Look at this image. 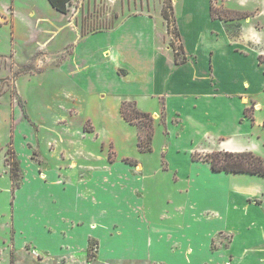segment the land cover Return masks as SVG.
<instances>
[{"label": "crops", "instance_id": "obj_1", "mask_svg": "<svg viewBox=\"0 0 264 264\" xmlns=\"http://www.w3.org/2000/svg\"><path fill=\"white\" fill-rule=\"evenodd\" d=\"M176 2L173 0V11L185 55L183 61H174V53L166 42V23L160 40L163 46L157 44L160 34L153 28L154 16L148 12L127 15L124 20L137 17L143 21L128 22L127 31L119 33L114 48L106 47L110 51L103 53L112 65L113 76L120 80L109 87L118 93L120 101L133 100L139 109L154 117L163 114V130L157 123L158 126L154 125L153 148L149 152L156 149L158 139L163 144V158L167 161L166 167L160 164L159 167L169 172L173 181L184 182L178 186L176 205L182 220L169 223L166 214L149 217L139 208L141 204L121 199L119 189L132 184L128 182V171L133 168L141 172L145 168L141 163L142 168L138 170L136 164L116 161L109 166L115 174L113 181L105 183L98 171L94 204L79 197L89 206L84 217L67 218L66 221L61 215L59 221L66 225L57 228L44 221L43 234L51 241L49 247L44 248L40 242L27 239L18 231L23 252L24 244L31 242L45 254L42 258L31 255L32 258L48 264H226L228 261L264 264V175L215 171L209 162L191 156L194 150H250L264 159V116L256 114L259 104L255 100L264 89V59L259 60V55L264 53V0H182L180 13L174 10ZM215 5L249 13L229 21L239 28L237 39L227 32V20L212 16L211 7ZM243 39L254 41L256 48L245 50ZM250 64L253 69L248 67ZM254 65L261 72L259 86L252 84L256 82L253 76L259 78L254 73ZM225 67L230 76H239L234 85L226 87L221 80L220 72ZM121 69L126 72L119 73ZM134 79L138 81L133 82ZM250 93L249 103L246 95ZM233 105L237 112L228 119L221 109ZM19 113L13 106L0 102V125L4 124L2 133L5 135L4 139L0 137V153L8 175L5 151L12 146L17 157L15 132L24 139ZM104 121L108 123V117ZM123 125L134 136L131 148L136 153L132 155L145 153L137 147L136 125L124 118ZM157 151L159 159L161 152L159 148ZM42 176V179L35 177L45 181ZM238 176L263 181L241 183L235 180ZM9 180L12 183L10 176ZM25 184L27 179L13 194L6 185L0 184V191L4 186L6 194L9 193L8 197L3 196L4 201L9 199L5 206L0 204V216L4 218L0 228L9 229L11 238L16 232L14 222L18 221L15 207L18 208ZM154 196L160 198L163 192L159 189ZM221 232L228 233L230 239L227 246L221 241L222 245L215 250L212 242ZM92 240L96 241V247L88 257ZM7 245L10 264H16L14 244ZM4 249L7 251V247Z\"/></svg>", "mask_w": 264, "mask_h": 264}, {"label": "rangeland", "instance_id": "obj_2", "mask_svg": "<svg viewBox=\"0 0 264 264\" xmlns=\"http://www.w3.org/2000/svg\"><path fill=\"white\" fill-rule=\"evenodd\" d=\"M164 1L72 0L67 11L60 13L46 0H0V102L13 106L21 113L17 116L23 123L24 139L15 132L14 148L20 166V184L27 179L23 195L18 200V208L15 207L18 221L14 222V237H10L9 229L0 228V264H10L7 243L14 244L16 264H48L32 258H42L45 254L31 242L24 244L23 252L18 231H22L27 239L40 242L44 248L49 247L51 241L43 234L44 221L47 220L52 227L57 228L66 225L59 221L61 215L66 221L67 218L84 217L89 206L81 201V196L94 204L97 195V186L94 184L96 176L101 172L99 175L105 183L116 179L113 170L109 169L116 161L136 164L138 170H141V164L145 168L141 172L133 168L127 170L128 182L132 184L129 188L119 189L118 196L121 199L141 204L139 208L149 217L160 214L164 217L166 214L169 223L182 220V213L176 205L179 201L178 186L184 185V182L173 181L170 173L159 167V164L162 168L166 167L167 161L163 158V144L158 139L153 152L137 153L141 156L139 159L135 158L139 155H132L136 153L131 148L134 136L123 125L120 113L122 100L116 91L109 88L117 85L120 80L113 76L112 65L104 58V53L110 51L105 48H114V44L119 41V33L127 31L128 22L143 21L137 17L133 20L124 18L148 12L154 16V30L160 34L157 44L163 46L160 40L165 33L166 23V42L172 51L178 48V59L183 61L185 55L181 52L179 36L174 33L176 23L173 0L168 1L171 5L168 21L162 20L160 15ZM174 5V10L180 13L182 0H177ZM222 9H225L223 5L213 6L212 16H235L231 12L224 14ZM235 19H227L228 22H225L226 30L233 39H237L239 28L229 21ZM243 42L245 50L256 48L254 41L243 39ZM248 67L253 69L252 64ZM254 67V73L259 78L253 76L257 84H252L259 86L261 72ZM226 69H221L220 77L227 87L234 85L239 76H230ZM124 72V69L119 70V73ZM129 79L132 80L131 75ZM246 97L250 103L251 93ZM255 100L259 104L256 114L264 116V89ZM221 110L227 114L228 119L237 112L235 105L232 108L223 106ZM105 117H108L110 123L104 121ZM155 117L154 125H159L163 130V114H155ZM3 128L4 124H1L2 139L5 137ZM121 135H124L123 139ZM158 148L161 152L159 159ZM193 152L202 156L199 160L204 161L203 154L208 151ZM124 158H128V161ZM4 169L6 166L0 153V184L6 185L10 193L12 183H9L8 172ZM40 175H43L45 181L37 179H42ZM235 180L241 183L263 181L251 176H238ZM5 187H1L0 191V204L4 206L9 201H4L9 195ZM159 189L163 192L160 198L154 196ZM3 219L0 216V223H3ZM229 239L228 233L221 232L213 239L212 247L216 250L222 245L221 241L227 246ZM4 247H7V251ZM95 247L96 241L92 240L90 254L94 253ZM11 251L14 253L13 249ZM226 264L234 263L228 261Z\"/></svg>", "mask_w": 264, "mask_h": 264}, {"label": "trees", "instance_id": "obj_3", "mask_svg": "<svg viewBox=\"0 0 264 264\" xmlns=\"http://www.w3.org/2000/svg\"><path fill=\"white\" fill-rule=\"evenodd\" d=\"M49 5L60 13H65L67 7L72 0H47ZM169 0H165L162 5V16L166 21L169 18V9L171 10V5L168 3ZM224 14L231 12L235 16L230 18L220 19H232V18H241L249 15L248 12L232 11L228 9H222ZM211 14H213V8L211 7ZM175 20V19H174ZM175 23V21H174ZM175 25V24H174ZM168 30V28H167ZM175 35L179 36V32L175 25ZM170 45L173 47V41L170 42ZM174 61L179 62L178 59L179 51L178 48H173ZM181 52L183 50L181 48ZM261 55H259V60H262ZM121 116L128 122L133 123L137 127V147L140 151L149 152L152 151V140L154 136V119L150 112L141 110L136 106L135 101L133 100H123L120 105ZM253 119V117L251 116ZM264 127V121H263ZM193 159H200L202 156H198L195 152H192ZM204 161L209 162L211 169L215 171H227V172H247L252 174L264 175V159L261 155L256 154L250 150L247 151H227V150H216L203 154ZM128 161V158H124ZM132 163L134 160H129ZM5 162L8 165L9 176L12 181V191L15 190L20 184V166L18 159L16 157L15 151L12 146L7 147L5 151ZM92 241H90L89 245ZM93 254L88 252V257H91Z\"/></svg>", "mask_w": 264, "mask_h": 264}, {"label": "bare ground", "instance_id": "obj_4", "mask_svg": "<svg viewBox=\"0 0 264 264\" xmlns=\"http://www.w3.org/2000/svg\"><path fill=\"white\" fill-rule=\"evenodd\" d=\"M47 1V0H46ZM48 2V1H47ZM49 4V3H48Z\"/></svg>", "mask_w": 264, "mask_h": 264}]
</instances>
